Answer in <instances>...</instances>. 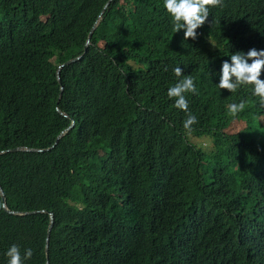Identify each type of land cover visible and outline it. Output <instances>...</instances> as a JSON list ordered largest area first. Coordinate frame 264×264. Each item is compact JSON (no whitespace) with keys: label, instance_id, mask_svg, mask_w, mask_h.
Segmentation results:
<instances>
[{"label":"trees","instance_id":"1","mask_svg":"<svg viewBox=\"0 0 264 264\" xmlns=\"http://www.w3.org/2000/svg\"><path fill=\"white\" fill-rule=\"evenodd\" d=\"M208 7L184 40L163 0H0V261L264 264V106L216 84L264 48V0Z\"/></svg>","mask_w":264,"mask_h":264},{"label":"clouds","instance_id":"2","mask_svg":"<svg viewBox=\"0 0 264 264\" xmlns=\"http://www.w3.org/2000/svg\"><path fill=\"white\" fill-rule=\"evenodd\" d=\"M219 0H163V8L169 15L173 32L182 30L183 39H196V29L201 27L209 16V5H215ZM86 47V46H85ZM221 60L216 84L218 88L228 92H236L241 86H248L250 94L257 97V103L264 106V48L251 47L247 51L236 50ZM176 81L166 89V96L173 100V106L186 113L183 127L189 128L196 123V116L189 112V100L185 93L195 94L196 85L190 75H183L182 68L172 69ZM174 98V99H173ZM245 107L244 100L232 102L227 106L228 112L235 116ZM202 139V138H201ZM4 260L0 264H25L31 258L32 249L25 248L21 254L20 246L10 244L3 253Z\"/></svg>","mask_w":264,"mask_h":264},{"label":"water","instance_id":"3","mask_svg":"<svg viewBox=\"0 0 264 264\" xmlns=\"http://www.w3.org/2000/svg\"><path fill=\"white\" fill-rule=\"evenodd\" d=\"M73 60H74V59L69 60V61H67L66 63H70V62L73 61ZM57 78H58V71H57ZM58 79H59V78H58ZM57 140H58V138L56 139L55 143L57 142ZM0 194H1L2 198H3V194H2V191H1V190H0ZM51 225H52V216L50 215V224H49V226H48L47 236H48V234H49V231H50ZM45 251L47 252V238H46Z\"/></svg>","mask_w":264,"mask_h":264},{"label":"rangeland","instance_id":"4","mask_svg":"<svg viewBox=\"0 0 264 264\" xmlns=\"http://www.w3.org/2000/svg\"><path fill=\"white\" fill-rule=\"evenodd\" d=\"M202 140H205V139H201V138H192V141L193 142H197V143H199V142H201Z\"/></svg>","mask_w":264,"mask_h":264},{"label":"bare ground","instance_id":"5","mask_svg":"<svg viewBox=\"0 0 264 264\" xmlns=\"http://www.w3.org/2000/svg\"><path fill=\"white\" fill-rule=\"evenodd\" d=\"M246 29V28H245ZM252 47V46H251ZM227 58V57H226Z\"/></svg>","mask_w":264,"mask_h":264}]
</instances>
